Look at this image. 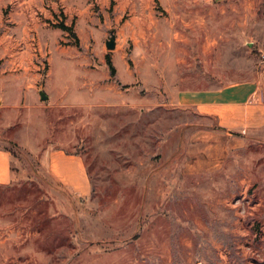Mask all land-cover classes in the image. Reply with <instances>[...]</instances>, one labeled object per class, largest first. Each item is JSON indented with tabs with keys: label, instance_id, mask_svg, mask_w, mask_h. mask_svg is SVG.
Returning a JSON list of instances; mask_svg holds the SVG:
<instances>
[{
	"label": "rangeland",
	"instance_id": "rangeland-1",
	"mask_svg": "<svg viewBox=\"0 0 264 264\" xmlns=\"http://www.w3.org/2000/svg\"><path fill=\"white\" fill-rule=\"evenodd\" d=\"M122 1L96 5L93 19L67 12V32L39 39L29 72L42 80L52 65L54 81H70L67 110L0 111V146L14 159L11 181L0 184V264H264V138L235 131L221 166L194 161L207 158L216 122L171 104L174 91L196 87L172 85L171 0L141 6L154 15L148 22L132 21ZM5 40L0 75L22 71L1 52ZM245 40L256 41L263 64L264 36ZM191 63L180 71L187 83L216 73ZM35 137L83 157L87 195L45 175L27 144Z\"/></svg>",
	"mask_w": 264,
	"mask_h": 264
},
{
	"label": "crops",
	"instance_id": "crops-1",
	"mask_svg": "<svg viewBox=\"0 0 264 264\" xmlns=\"http://www.w3.org/2000/svg\"><path fill=\"white\" fill-rule=\"evenodd\" d=\"M108 1L0 0V39H8L5 40L6 45L1 46V52L6 51L16 58V65L22 69L0 75V111L7 109L13 113L12 116L19 118L22 111L43 110L52 103V106L67 110L68 100L72 98L67 95L71 91L68 88L71 82L54 81L52 65L42 80L37 78L41 73L29 72L35 70L32 58L36 48H41L39 39L47 37L51 30H58L60 34L67 32L60 27L61 24L68 26L67 12H73L79 20L84 16L93 19L97 15L96 5H104ZM153 1L123 0L121 3L126 10L129 9L132 21L148 22L153 20L154 15L146 9L140 10V7L150 9ZM171 5L174 45L168 52L172 55V68L169 69L172 70V79H176L172 85H196L195 88L180 87L174 91L171 104L190 107L216 122L208 134L209 138H204L206 143L202 149L207 158L201 162L194 161L201 167H218L224 163L222 155L234 147L232 143L236 140L228 136L235 131L249 137L264 138V61L262 64L257 57L256 41L245 40L264 36V16H261L264 0H171ZM244 40L250 46L247 51L239 47ZM192 58H199L207 71L214 70L216 73L204 76L202 81L187 83L180 71L185 65L192 69ZM246 60L248 64L245 65ZM245 71L249 72L244 74ZM165 76L163 71L164 80ZM90 81L96 85L92 93L99 101L101 81L95 78ZM119 96L130 98L129 93L122 90ZM48 143L42 146L39 137L27 142L29 147L40 152L45 175L77 196L87 195L90 179L83 157L69 151L65 145ZM13 160L11 152L0 146V184L11 181Z\"/></svg>",
	"mask_w": 264,
	"mask_h": 264
},
{
	"label": "trees",
	"instance_id": "trees-1",
	"mask_svg": "<svg viewBox=\"0 0 264 264\" xmlns=\"http://www.w3.org/2000/svg\"><path fill=\"white\" fill-rule=\"evenodd\" d=\"M60 27H61L62 29H65V30H69V27L66 26V25H64V24H61ZM107 63L109 64V66H110V68H111V70H112V71H111L112 74H115V68H114V66H113V63H112V60H111L110 57H108V59H107Z\"/></svg>",
	"mask_w": 264,
	"mask_h": 264
},
{
	"label": "water",
	"instance_id": "water-1",
	"mask_svg": "<svg viewBox=\"0 0 264 264\" xmlns=\"http://www.w3.org/2000/svg\"><path fill=\"white\" fill-rule=\"evenodd\" d=\"M108 47L109 48H114L115 47V42H114V39H112L111 41H109L107 43ZM44 99L46 98L45 96L43 97Z\"/></svg>",
	"mask_w": 264,
	"mask_h": 264
},
{
	"label": "built area",
	"instance_id": "built-area-1",
	"mask_svg": "<svg viewBox=\"0 0 264 264\" xmlns=\"http://www.w3.org/2000/svg\"><path fill=\"white\" fill-rule=\"evenodd\" d=\"M264 56V55H263Z\"/></svg>",
	"mask_w": 264,
	"mask_h": 264
}]
</instances>
